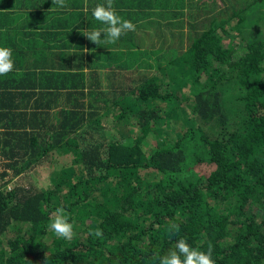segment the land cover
I'll return each mask as SVG.
<instances>
[{"label":"trees","instance_id":"trees-1","mask_svg":"<svg viewBox=\"0 0 264 264\" xmlns=\"http://www.w3.org/2000/svg\"><path fill=\"white\" fill-rule=\"evenodd\" d=\"M168 1L182 0H111L135 31L102 45L86 37L78 54L57 43L85 23L104 27L96 6L63 7L66 36L36 45L33 3L3 0L18 23L0 34L18 36L0 44L14 64L0 77V264H158L181 238L211 246L214 264H264V37L243 36L264 0H183L179 16L163 17ZM94 49L107 51L98 64L111 62L107 92ZM109 116L128 123L126 136L106 144L79 133ZM198 148L204 159L191 163ZM45 163L63 170L52 188L21 183ZM58 208L68 221L92 210L71 241L51 239Z\"/></svg>","mask_w":264,"mask_h":264},{"label":"clouds","instance_id":"clouds-1","mask_svg":"<svg viewBox=\"0 0 264 264\" xmlns=\"http://www.w3.org/2000/svg\"><path fill=\"white\" fill-rule=\"evenodd\" d=\"M59 8L65 6L64 0H54ZM92 17L99 21L104 27L85 31L83 33L90 41L96 45H102L105 41L115 42L122 34L135 31L136 25L127 19H123L114 11L111 0H107V6L98 5L91 11ZM14 64L11 60V50L0 48V77L5 76L13 70ZM50 229L62 239H70L73 235V226L64 215L63 209H57L56 215L49 224ZM177 226L173 225L172 229ZM100 236L98 230L95 233ZM158 264H214L212 259V248L200 251L190 247L185 239H179L174 249H170L166 255L159 257Z\"/></svg>","mask_w":264,"mask_h":264},{"label":"crops","instance_id":"crops-1","mask_svg":"<svg viewBox=\"0 0 264 264\" xmlns=\"http://www.w3.org/2000/svg\"><path fill=\"white\" fill-rule=\"evenodd\" d=\"M11 1H13V3L15 4L14 8H17L16 6L24 4L25 0H6V4L10 3ZM27 2H31L33 3L32 5H26L25 7H33L34 8V12L36 14H34V21L36 22V26L34 27V31H36V33L38 35H35V39L36 41H33V43L35 42L36 45L39 44V42L45 37H49L50 35L52 36L53 31H56L57 34H59V36L64 37L66 36V34L68 33L69 29H65V27L60 28V17H58L57 12L59 10H61L62 8H59L56 3H51V1L53 0H47L44 2V0H34V2H32L31 0H26ZM74 0H64L65 6H68L70 3H72ZM79 3L83 4L82 9L85 7V13L87 11V5H92V6H97V5H101V0H79ZM27 4V3H26ZM81 4V5H82ZM181 5H185V2L182 1H177V2H165V4H163L164 10L162 12L163 17L165 16L164 14H166L167 12H169L171 10L172 13H176L177 16L180 15V10L181 9ZM0 13H2V15H4L3 18H0V26L3 25H10L11 27H14L17 23L18 20L16 19V17L14 15H10L9 17L6 16L10 13H12L11 11H13L12 7H7L4 6L3 4V0L0 1ZM37 9L39 10V12L37 13ZM179 9V11H178ZM81 10V8L79 9ZM78 10V11H79ZM158 13V12H156ZM176 16V17H177ZM143 17L145 18V20L150 21L153 19V15H147L144 14ZM63 18V17H61ZM93 20V19H91ZM132 20V19H131ZM3 22V23H2ZM100 28V26H97L95 24L89 25L87 23H85L84 25H82V27L78 30V31H74L73 33L70 34V37H68L67 39H62L61 43H57L58 46H61V44H64L66 46V48L68 49L69 53H80V52H84V54H86V52L88 51V49L90 47L89 44H84L82 45L81 42L83 40H85L86 36L83 35V33L85 31H92L94 29H98ZM14 30V29H12ZM16 30V29H15ZM13 31L11 33V35H13L11 38L8 37H4L3 34H0V44H2V46H8L10 45L13 40L15 38H17L18 34L14 35ZM9 35V34H8ZM4 37V38H3ZM75 37L77 39V43L75 42ZM39 40V41H38ZM28 42V41H26ZM116 42V41H115ZM121 45V42H117L115 45ZM77 46V48H76ZM104 49H99V50H93V51H89V54H91V56L93 57L94 61L96 62V57L98 54H105ZM81 54V53H80ZM35 63V62H34ZM34 63H31V66H35ZM108 63V64H107ZM109 63L111 62H102L103 65L98 64L97 62L95 63V67L98 69H95V71L97 72V77L99 78V80L102 82V84L106 83L107 81V77H106V73L108 71L109 68ZM107 64V65H106ZM80 65V64H79ZM89 65L85 62L84 59V66H83V74L87 75L85 76L86 78H89V75H95V74H91L92 73V68L88 67Z\"/></svg>","mask_w":264,"mask_h":264},{"label":"rangeland","instance_id":"rangeland-1","mask_svg":"<svg viewBox=\"0 0 264 264\" xmlns=\"http://www.w3.org/2000/svg\"><path fill=\"white\" fill-rule=\"evenodd\" d=\"M51 3H54V0L51 1ZM264 14L262 15V17L260 18H256V19H251V20H247L246 22L243 23V36L244 37H248V36H257L262 35L264 37ZM145 25H148V21H146ZM149 27H157L154 24H150L148 25ZM237 42H240L241 40L236 38L235 39ZM240 40V41H239ZM75 42L77 43V39H75ZM77 48V46H76ZM108 79L106 81V83H104V87H105V92L108 91V88H106V85H108ZM89 105L90 102L85 100L84 102V108L89 109ZM100 116L104 115V112L101 110L98 113ZM114 115V113L112 114ZM110 116L108 117L107 120L102 121L100 119L97 118V120L89 122L86 131L84 132V130H81L79 133L83 132V135L85 136V138H87L88 140H97V141H104L106 144L109 141H112L114 139H120L123 136H126L124 134L125 130L127 129V127L129 125H127L128 123L124 122V121H120L119 123L113 124L112 122H109ZM112 118V117H111ZM123 142H126L125 140H123ZM146 146H150L151 147V143L148 142ZM149 148L147 147L146 151H148ZM189 156H191V163H193L196 159H204V154H203V150H201L200 148L195 149V150H191L189 153ZM59 168V167H58ZM58 168L56 170H52L48 167V164H41L39 165L37 168L35 167L34 169H32L30 172H28L27 174H29V177L27 179H23L21 181V183L23 185H25L26 187L31 186L33 189H39V190H48L50 188L53 187L54 183L53 180L55 179V177H57L58 175H60L62 173V171L58 170ZM142 210L140 209V211L138 212L139 214H141ZM92 214V210L90 211H80V218H76V219H80V221H83L84 219L86 220L89 215ZM75 221H69L72 226H73V235L70 239L67 240H72L75 237H77L78 235H80L81 233V227L80 224L78 223L79 220ZM79 227V228H78ZM51 232H53L51 230ZM53 236L51 239L53 238H58L60 239V237H58L54 232H53ZM3 243V242H2Z\"/></svg>","mask_w":264,"mask_h":264}]
</instances>
